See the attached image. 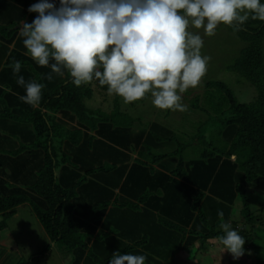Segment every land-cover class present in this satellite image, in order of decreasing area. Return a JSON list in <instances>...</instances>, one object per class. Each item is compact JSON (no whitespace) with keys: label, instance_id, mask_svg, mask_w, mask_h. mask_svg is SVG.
I'll list each match as a JSON object with an SVG mask.
<instances>
[{"label":"trees","instance_id":"1","mask_svg":"<svg viewBox=\"0 0 264 264\" xmlns=\"http://www.w3.org/2000/svg\"><path fill=\"white\" fill-rule=\"evenodd\" d=\"M37 2L0 0V66L6 58L0 70V231L29 204L50 241L13 264H34L51 243L68 264H107L115 251L143 254L145 264H170L195 243L204 248L219 240L224 222L251 244L255 264H264V245L257 243L264 227L248 193L264 191V21L249 18L232 27L246 45L231 70L256 87V99L239 102L226 84L213 83L226 97L225 145L206 144L198 158L185 159L183 143L158 154L174 137L156 121L133 129L139 118L120 109V96L110 111L89 107L93 87L105 92L106 85L93 80L77 87L66 71L46 79L51 69L26 54L17 27L36 17L28 8ZM16 62L26 80L44 85L39 108L18 99L24 89L12 72ZM159 162L165 171L154 167ZM238 199L241 226L233 213ZM8 258L11 264L12 252Z\"/></svg>","mask_w":264,"mask_h":264},{"label":"clouds","instance_id":"2","mask_svg":"<svg viewBox=\"0 0 264 264\" xmlns=\"http://www.w3.org/2000/svg\"><path fill=\"white\" fill-rule=\"evenodd\" d=\"M28 12L37 13L19 26L26 54L49 67L46 79L65 71L77 87L93 80L126 103L151 94L161 110H187L182 94L197 87L209 57L201 54L202 36L219 25L238 27L249 18L264 21L262 0H38ZM24 89L18 99L39 108L43 84L26 80L21 64L12 68ZM218 215L223 216L220 211ZM221 252L233 259L244 253L245 238L230 222L221 226ZM143 254L115 251L107 264H145Z\"/></svg>","mask_w":264,"mask_h":264},{"label":"rangeland","instance_id":"3","mask_svg":"<svg viewBox=\"0 0 264 264\" xmlns=\"http://www.w3.org/2000/svg\"><path fill=\"white\" fill-rule=\"evenodd\" d=\"M188 31L199 32L202 36L204 43L201 54L209 57V60L201 83L182 94V103L187 105V110H161L152 103L151 94H146L142 100L139 99L134 103H126L122 97H119L118 105L130 117L139 118L133 124V129L147 127L150 122L156 121L170 131L171 136L174 137L173 142L168 146L159 147L158 154L175 150L183 143L188 145L183 151V157L194 159L200 156L206 144L211 143L210 145L217 147L225 145L226 140L220 135V131L224 127L222 121L227 117L226 97L213 83L226 84L236 99L242 103L255 100L257 90L245 77L231 70L235 59L246 45L237 30L232 29V26L221 24L212 36L205 35L203 29H195L191 26ZM114 98L115 95L109 91L104 92L93 87L92 97L86 102L89 107H100L110 111L114 106ZM248 193L251 208L260 214L261 223L257 224H263L264 227V191L249 189ZM239 201L240 199L236 200L233 213L241 226L244 221L239 215L241 207L238 205ZM7 225L6 229L0 231V240L13 247L11 264L32 258L50 243L29 204L18 207L14 216L7 219ZM246 228L250 231L251 225H247ZM260 235L262 239H258L257 243L264 245V229H261ZM221 251L222 245L219 240L210 241L209 245L206 243L204 248H200L199 244L195 243L194 248L176 254L170 264H255L251 244H244V253L238 259H233L230 253ZM69 261L64 252L51 243L49 250L44 255H40L34 264H68Z\"/></svg>","mask_w":264,"mask_h":264},{"label":"crops","instance_id":"4","mask_svg":"<svg viewBox=\"0 0 264 264\" xmlns=\"http://www.w3.org/2000/svg\"><path fill=\"white\" fill-rule=\"evenodd\" d=\"M24 21H21L20 22V24H19V26L23 23ZM19 26H17V27H19ZM10 49L13 47V44H10ZM6 59V58H5ZM5 59H3L2 60V64H1V66H0V70H2V68H3V61L5 60ZM0 62H1V60H0ZM135 156V155H134ZM154 167L157 169V170H164L162 167H161V162H159V163H155L154 164ZM165 171V170H164ZM88 176V180H89V182H90V184L89 185H91L90 187H91V189H92V187H93V183H92V180H93V172L92 173H89V175H87ZM115 191L117 192L118 191V189H115ZM112 208V206L110 205L108 208H107V210H106V213H105V215H107V214H109V211H110V209ZM129 226H132V227H135V225L134 224H130ZM100 229H101V227H99ZM103 231H106V229H104L103 228ZM141 236V235H140ZM129 242V241H128ZM13 247H11L9 244H7L6 242H3V241H1L0 240V264H9L10 262H9V259L10 258H8L7 259V256L8 257H11V249H12ZM140 249H142V247L140 248ZM183 252V251H182ZM185 252V251H184ZM181 253V252H180ZM7 259V260H6ZM5 261H8V262H5Z\"/></svg>","mask_w":264,"mask_h":264}]
</instances>
